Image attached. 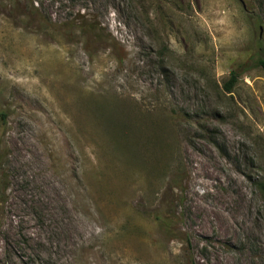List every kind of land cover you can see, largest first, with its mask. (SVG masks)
Here are the masks:
<instances>
[{"label": "rangeland", "instance_id": "rangeland-1", "mask_svg": "<svg viewBox=\"0 0 264 264\" xmlns=\"http://www.w3.org/2000/svg\"><path fill=\"white\" fill-rule=\"evenodd\" d=\"M263 55L264 0H0V264H264Z\"/></svg>", "mask_w": 264, "mask_h": 264}, {"label": "trees", "instance_id": "trees-1", "mask_svg": "<svg viewBox=\"0 0 264 264\" xmlns=\"http://www.w3.org/2000/svg\"><path fill=\"white\" fill-rule=\"evenodd\" d=\"M52 30H64V28L66 30H78L80 32H82L83 34L86 35H90L91 33H95L97 32L99 28L97 25L92 24L91 22L87 21V20H79L78 23H76V21H67L66 23H61V24H57V23H50ZM96 35V34H95ZM88 42V41H87ZM257 65L262 67L264 69V55L263 58H259L257 60ZM235 73L233 72L228 83H227V87L226 89L230 90L233 82L235 81Z\"/></svg>", "mask_w": 264, "mask_h": 264}, {"label": "bare ground", "instance_id": "bare-ground-1", "mask_svg": "<svg viewBox=\"0 0 264 264\" xmlns=\"http://www.w3.org/2000/svg\"><path fill=\"white\" fill-rule=\"evenodd\" d=\"M32 150V149H31ZM23 152V151H22ZM33 156V155H32Z\"/></svg>", "mask_w": 264, "mask_h": 264}, {"label": "water", "instance_id": "water-1", "mask_svg": "<svg viewBox=\"0 0 264 264\" xmlns=\"http://www.w3.org/2000/svg\"><path fill=\"white\" fill-rule=\"evenodd\" d=\"M244 7V6H243Z\"/></svg>", "mask_w": 264, "mask_h": 264}]
</instances>
